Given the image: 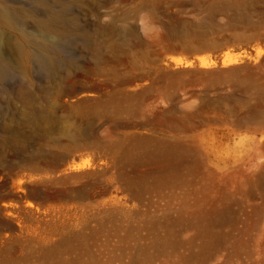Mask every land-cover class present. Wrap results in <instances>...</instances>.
Returning a JSON list of instances; mask_svg holds the SVG:
<instances>
[{"label":"rangeland","instance_id":"1","mask_svg":"<svg viewBox=\"0 0 264 264\" xmlns=\"http://www.w3.org/2000/svg\"><path fill=\"white\" fill-rule=\"evenodd\" d=\"M0 10V264H264V0ZM176 59L261 75L173 94Z\"/></svg>","mask_w":264,"mask_h":264},{"label":"water","instance_id":"2","mask_svg":"<svg viewBox=\"0 0 264 264\" xmlns=\"http://www.w3.org/2000/svg\"><path fill=\"white\" fill-rule=\"evenodd\" d=\"M261 64H254L252 62L232 65L228 67H218L213 69L207 68H160L159 75L164 79L168 89L173 94L195 92V88L201 87L205 91L221 90L225 87H235L240 85V79L248 74L255 73L257 66ZM263 68V67H262ZM247 73V74H246ZM251 90L252 87L246 86ZM74 173L62 174L60 179H69L73 177Z\"/></svg>","mask_w":264,"mask_h":264},{"label":"bare ground","instance_id":"3","mask_svg":"<svg viewBox=\"0 0 264 264\" xmlns=\"http://www.w3.org/2000/svg\"><path fill=\"white\" fill-rule=\"evenodd\" d=\"M10 20L12 21V19L9 17V15H7L6 13H4L3 11H1L0 10V21L3 23V24H5L6 26L7 25H9L10 26V24H12L11 22H10ZM18 29V28H17ZM17 49V53H18V55L19 56H21L22 57V61H21V63H22V65L23 66H25V64H24V59H23V56H25V58L27 59L28 57H30V54H23V51L21 50V48H19V47H17L16 48ZM33 53V52H32ZM260 54H261V50H257V52H256V55H255V57H252L251 55H250V53L249 54H247L246 56H242V57H244V58H247V59H255V61H256V59L260 56ZM32 55V54H31ZM33 58L36 60V61H39L42 65H44L45 67H47V66H50V65H52L53 64V62H51V61H49L48 60V58H47V56L44 54V53H41V52H38V53H35V54H33ZM28 60V59H27ZM243 61V59L242 58H240L239 56H235V55H232V54H226V56L223 58V60H222V65L223 66H227V65H231V64H236V63H240V62H242ZM251 61H254V60H251ZM27 62V61H26ZM29 62V61H28ZM39 63V64H40ZM176 63L178 64V65H183V66H185V67H187V66H191V62H183L182 61V59H176ZM212 62H209L208 60H205V59H201V61H200V65L201 66H203V67H211L212 66ZM262 64V66H264V61L261 63ZM27 65H28V63H27ZM247 74V73H246ZM263 74V73H262ZM261 75V73H252V74H248V76H243L241 79H240V84H245V85H252L253 84V82H254V79L257 77V76H260ZM26 88V87H25ZM28 89V88H27ZM27 89H26V91H27ZM20 91H21V89H19ZM18 90V91H19ZM21 93H22V91H21ZM26 94H27V92H26ZM20 95V94H19ZM24 95V94H23ZM31 95V94H30ZM29 95V96H30ZM126 95H128V94H126ZM21 96V95H20ZM19 96V97H20ZM128 96H130V95H128ZM17 97V96H16ZM27 97H28V95H27ZM97 96H95V97H93L91 100L90 99H88V98H85V97H76L75 99H74V102H72V106H75V107H78V108H95V107H97L98 105H100L103 101H100V99L99 98H96ZM24 99H26L25 97H23ZM23 100V99H22ZM90 100V101H89ZM28 112V111H27ZM31 113V112H30ZM41 113H42V111H41ZM28 114H29V112H28ZM38 114H40V113H38ZM44 114V113H43ZM30 115V114H29ZM45 116V115H44ZM89 165V161H83V162H81V163H78L76 166H74L76 169H78V168H82V167H86V166H88ZM7 209V208H6Z\"/></svg>","mask_w":264,"mask_h":264}]
</instances>
